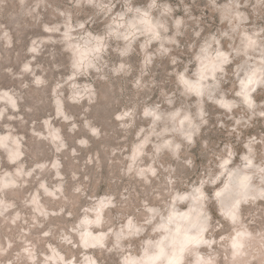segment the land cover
<instances>
[{
    "label": "rangeland",
    "instance_id": "rangeland-1",
    "mask_svg": "<svg viewBox=\"0 0 264 264\" xmlns=\"http://www.w3.org/2000/svg\"><path fill=\"white\" fill-rule=\"evenodd\" d=\"M205 52L220 67L196 95L181 76ZM0 138V264H146L199 192L204 247L181 264H264V0H0ZM245 169L252 195L224 216Z\"/></svg>",
    "mask_w": 264,
    "mask_h": 264
},
{
    "label": "bare ground",
    "instance_id": "bare-ground-1",
    "mask_svg": "<svg viewBox=\"0 0 264 264\" xmlns=\"http://www.w3.org/2000/svg\"><path fill=\"white\" fill-rule=\"evenodd\" d=\"M139 21L141 23L146 24L145 26L147 30L151 29L152 35L156 34V30L154 29L156 26L151 23L149 17H147V13L137 16V21L133 23H138ZM133 23L129 24L130 27L134 26L132 25ZM86 47L88 46H85L83 48L77 47L78 48L77 49L75 48L74 45V47L72 48V51L74 50L72 54L74 55L75 63H77V65L78 64L80 65L83 62L84 63L89 62V58L91 57L89 53L91 51ZM219 67H220L219 62L210 58L208 54L205 52L203 55H201L199 65L197 67V70L199 69L197 73L198 75L197 83L195 84L193 83L194 85L190 86L191 82L187 81L186 79H184L183 76H181L182 78L181 81L184 82V88L186 90L191 88L190 89L191 92L195 93L196 95L199 94L201 90V85L203 84V81L201 80L204 79L206 75L213 76L214 71L217 70ZM207 68H208V72H205ZM260 75L261 72H259V67L254 68L250 70L246 74L245 79L241 81L240 83L241 85L239 87L238 93L240 96H242L245 102L249 103L250 95L256 90V87L258 85V80L260 81ZM9 102L12 104V101ZM220 104H224V103L221 102ZM155 118H159V115H157L156 113L153 114L152 120H155ZM178 124L189 125L190 122L187 116L184 115L181 118H179L176 126H178ZM51 137L55 138V135L51 133ZM0 145H3L1 143V138H0ZM135 149L137 150V148ZM10 153L11 155L8 154V156L11 159H14L17 157L19 152L17 148H14L12 152L10 150ZM245 160L247 165L249 166L253 165L250 158H246ZM226 162L227 160L222 162V169L224 168ZM255 171L256 170L248 171L246 169L238 170L231 173L229 171L228 173L229 176H227V179L223 187L221 188L226 190V188L229 187L227 191L230 194L228 200L224 204L229 207L228 210L225 212V214H223L224 216H226V214H228L229 216L230 213V217H234V213L238 209L240 198H243L246 201L248 199L247 197L252 195L248 193L246 190L247 188L252 186L251 176L252 173ZM0 183L5 184L6 182L4 180H1ZM221 189L216 190L214 195L218 196V194L221 192L220 191ZM258 192L259 195L262 196V194H264V188L259 189ZM197 195L199 196L200 200L197 201V203L195 202L196 204L191 205V208H189L188 210L182 212H176L174 209H172L171 213L168 216V222L171 223L170 226L171 228H168L164 232L160 240L153 242L157 245V247L155 248V250L148 252L143 257V260L146 264H181L183 259V254L186 249H188L189 247L191 248L194 247L195 249H197L203 245L202 244L204 243L203 234L205 230L204 227L206 225L204 224L203 221L202 209H201L202 193L199 192ZM262 197L264 199V196ZM179 199L180 200L184 199V196L179 197ZM192 207L196 209V210L194 209L195 210L194 212H191V210H193ZM221 209L224 211L223 207ZM187 227H191V229H187ZM98 235L99 234L94 235L90 233V231L87 229L84 237H89L90 239H97ZM246 236H247V232L244 230H238L233 234L230 244L232 247V251L234 253L241 251L240 247L243 244V239H244L243 237ZM83 240H85V238H83ZM163 240L165 242L166 240H168L167 242L169 247L166 248L163 245L162 243ZM86 245H91V247L95 246L92 241L83 243V246L85 248L89 247ZM202 247H204V245ZM197 257L198 258L200 257L199 253H197ZM85 264H92V263L91 261H86Z\"/></svg>",
    "mask_w": 264,
    "mask_h": 264
}]
</instances>
